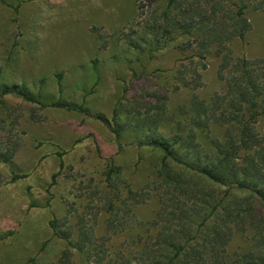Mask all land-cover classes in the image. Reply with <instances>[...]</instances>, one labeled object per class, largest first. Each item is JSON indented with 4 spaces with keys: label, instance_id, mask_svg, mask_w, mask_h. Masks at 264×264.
<instances>
[{
    "label": "rangeland",
    "instance_id": "obj_1",
    "mask_svg": "<svg viewBox=\"0 0 264 264\" xmlns=\"http://www.w3.org/2000/svg\"><path fill=\"white\" fill-rule=\"evenodd\" d=\"M0 2L1 85L22 84L46 99L84 102L90 112L111 117L123 95L130 97L146 84L139 79L146 69L158 76L154 85L169 89V113L177 125L164 122L161 131L165 135L191 130L182 109L189 107L193 94L210 100L225 90L217 72V52L209 57L199 87L176 79L179 65L192 53L184 49L185 35L177 34L167 47L152 54L126 42L127 35L138 28L140 0H12V6ZM158 2L164 7L167 0ZM249 16L252 29L245 40L234 39L231 47L235 56L246 53L255 58L264 54V11L252 10ZM57 74H62L60 84ZM4 99L7 108L0 106V140L17 150L11 161L0 159V264H53L67 243L55 235L50 220L68 217L75 224L79 213L92 217L98 236L108 238L104 264H150L146 246L157 230L150 229L149 223L161 207L163 186L157 170L162 152L127 144L132 140L128 133L122 138L126 145L119 150L112 132L98 119L41 108L15 95ZM13 119L19 122L14 130L8 124ZM225 128L215 119L208 128L196 130L204 150L212 151V140L221 138ZM59 152H63V168ZM110 157L120 168L121 194L116 204L121 219L134 221L118 231L108 227L112 215L104 199L91 195L97 189L104 191L103 198L115 193L103 178ZM173 166L192 183L216 188L220 196H251L249 191L228 189ZM53 175L56 183L49 191ZM251 201L254 219H247L244 230L234 224L228 245L232 254L250 255L256 247V220L264 226V204L257 197ZM73 253V264H86L82 253Z\"/></svg>",
    "mask_w": 264,
    "mask_h": 264
},
{
    "label": "trees",
    "instance_id": "obj_2",
    "mask_svg": "<svg viewBox=\"0 0 264 264\" xmlns=\"http://www.w3.org/2000/svg\"><path fill=\"white\" fill-rule=\"evenodd\" d=\"M158 1L140 0L138 28L126 40L131 47L152 54L167 47L177 34L187 36L184 49L192 53L179 65L176 79L190 81L194 88L202 85V72L208 67L211 54L217 52L220 58L217 72L225 90L210 100L193 94L189 107L182 109L193 126L188 133H162L164 122H176L169 113V89L154 85L158 76L146 69L139 77L146 84L130 97L123 95L111 117L90 112L84 102L43 98L40 91L33 92L22 84H0V106L7 108L5 96L15 95L41 108L77 112L103 122L114 135L119 150L126 145L122 138L128 133L132 140L127 144L162 152L157 170L163 186L161 207L149 223L150 229L154 226L157 230L149 236L146 246L150 264H264L262 220L255 222L256 247L250 255L228 252L234 224L244 230L247 219H254L251 198L257 197L264 204V54L255 58L246 53L235 56L231 47L234 39L245 40L252 29L249 13L264 11V0H167L164 7ZM57 78L60 84L62 74H57ZM59 91L62 92L60 85ZM215 119L226 128L221 138L212 140L213 149L208 152L198 141L196 130L208 128ZM18 123V119H13L8 124L14 130ZM0 143V159L11 161L17 146H5L1 140ZM58 154L63 168V152ZM107 160L103 178L115 193L103 198L104 191L97 189L91 195L104 199V207L112 215L108 227L118 231L134 221L132 217L125 222L121 219V208L116 204L121 194L117 181L120 168L112 157ZM172 164L228 189L249 191L251 196H220L216 188L187 180L184 172ZM56 177L52 176L49 191ZM90 199L94 201L96 197ZM125 210L130 211L124 207ZM92 219L79 213L75 224L68 217L54 216L50 220L55 235L67 243L53 264H73L74 251L83 254L86 264H104L109 253L108 238L98 236Z\"/></svg>",
    "mask_w": 264,
    "mask_h": 264
},
{
    "label": "crops",
    "instance_id": "obj_3",
    "mask_svg": "<svg viewBox=\"0 0 264 264\" xmlns=\"http://www.w3.org/2000/svg\"><path fill=\"white\" fill-rule=\"evenodd\" d=\"M11 2H12V0H2V3L12 6Z\"/></svg>",
    "mask_w": 264,
    "mask_h": 264
}]
</instances>
